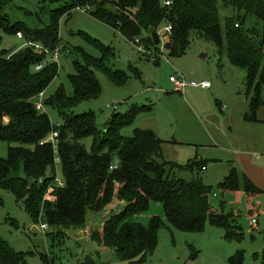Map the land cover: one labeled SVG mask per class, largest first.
<instances>
[{
  "label": "trees",
  "instance_id": "16d2710c",
  "mask_svg": "<svg viewBox=\"0 0 264 264\" xmlns=\"http://www.w3.org/2000/svg\"><path fill=\"white\" fill-rule=\"evenodd\" d=\"M106 1L113 11L103 7ZM164 1L49 0L57 7L45 13L47 24L31 29L24 23L13 24L7 13L10 1L0 0V46L2 34L19 32L24 43L51 52L58 50L60 21L75 8L85 9L130 42L143 32L148 38L156 32L173 58L187 53L193 36H202L220 53L225 51L232 66L246 71L248 104L244 117L257 121L255 114L264 107V31L246 29L243 24L247 16L264 22V0H221L234 14L223 21L219 0H167L169 6ZM168 26L170 33L161 35ZM85 39L96 46V41ZM33 46H22L15 52L0 48V142L8 146L7 158H0V190L11 192L34 223L45 224L52 231H77L91 226L88 216L103 213L107 216H102L99 229L90 228L89 241L104 252L110 249L115 260L136 264H142L153 253L158 229L163 226L156 217L147 227L133 220L151 203L161 205L164 220L178 231L201 232L208 219L211 225L224 230L226 240L240 238V229L228 222L230 216L220 213L223 204L219 209L212 206V188L194 178V165L202 171L203 164L193 161L190 167L182 168L164 161L162 142L151 131L135 130L130 137L120 135V129L132 123L134 112L114 115L103 131L97 129L94 113H72L79 104L101 94L95 73L117 86L126 82L123 72L112 70L105 62L113 56L109 48L102 47L98 59L76 49L80 61H73L75 73L68 77L72 94L66 95L59 88L43 100V106L54 109L62 119L57 127L44 111L35 109L34 102L57 76L58 64L51 61L52 54L38 53ZM39 65L41 69L36 71ZM53 131L58 134L56 152L47 141ZM87 138L92 141L89 150L82 143ZM57 165L62 168L63 186L56 185ZM175 170L189 171L193 178H180ZM217 188L223 194L242 192L249 198L264 195L232 164ZM47 235L56 238V234ZM237 255L229 260L231 264L242 259L241 253ZM23 257L0 238V264H24ZM99 259L86 256L79 264H97Z\"/></svg>",
  "mask_w": 264,
  "mask_h": 264
},
{
  "label": "rangeland",
  "instance_id": "374dc122",
  "mask_svg": "<svg viewBox=\"0 0 264 264\" xmlns=\"http://www.w3.org/2000/svg\"><path fill=\"white\" fill-rule=\"evenodd\" d=\"M9 1L7 13L11 22L24 23L31 29L46 25L45 13L57 7L50 5L49 0ZM104 3L103 7L114 10L108 1ZM218 8L221 21L234 15L221 0ZM243 26L264 31V22L253 16H247ZM1 37V49L15 52L24 46L23 39L15 35L2 34ZM85 37L96 41V46ZM59 38L58 73L44 91V97L53 95L59 88L66 95L72 94L68 77L75 73L73 61H80L76 49L98 59L101 48H109L113 56L105 62L112 70L123 72L126 82L117 86L103 74L95 73L101 94L79 104L72 113H94L96 127L103 131L114 115L134 112L132 123L121 128L120 135L130 137L135 130L151 131L162 142L164 161L182 168L190 167L193 161L203 164L206 170L202 171L194 165V178L212 188V206L219 209L222 203L220 213L230 216L228 222L236 230L240 229L239 239L226 240L224 230L206 219L201 232H181L168 226L160 204L151 203L145 213L133 218L145 227L152 217L163 222L157 232L156 248L142 264H231L229 260L238 256L237 253L242 254L241 260L236 259L238 264H264V195L250 198L242 192L228 195L217 188L228 175L230 164L234 163L237 170L244 173L240 164L247 166L246 162L254 166L252 171L246 168L250 171L246 174L248 179L264 191V108L255 114L261 121L244 119L246 71L232 66L226 52L220 53L202 36H193L187 53L173 58L164 48L162 39L154 46L143 32L137 36L138 44L130 42L85 9L73 10L61 19ZM170 77H182L186 82H208L210 88L176 91L169 82ZM261 99L264 100V88ZM44 112L53 126L62 124L54 109L44 107ZM82 143L86 150L92 146L90 138ZM7 153V144L0 142V158H7ZM174 173L187 181L193 178L189 171L175 170ZM56 185H64L60 165L56 166ZM102 216L103 213L88 216L91 226L81 230L53 232L47 228L43 231L41 223L33 222L11 192L0 190V238L14 252L24 256V264H79L86 256H100L97 264H136L115 260L110 249L104 252L89 241L90 228L99 229L102 218L107 215ZM251 219L256 223L252 224ZM50 233L56 234V238L47 235Z\"/></svg>",
  "mask_w": 264,
  "mask_h": 264
},
{
  "label": "built area",
  "instance_id": "2783aa9c",
  "mask_svg": "<svg viewBox=\"0 0 264 264\" xmlns=\"http://www.w3.org/2000/svg\"><path fill=\"white\" fill-rule=\"evenodd\" d=\"M170 4H171L170 1H167V0L164 1V5L169 6ZM75 10L81 11L82 9L75 8ZM162 31H163V33L169 34L170 33V27L169 26L165 27ZM15 35L19 40L23 39L22 33L17 32ZM134 42L138 44L139 43L138 38L134 39ZM25 46H33V45L30 42H26V43H24V47ZM33 47L35 48V50L38 53L45 54V55H51L52 54L51 61L57 63L58 50H54L51 52L50 50H48L42 46L35 45ZM138 50H140V49H138ZM40 69H41L40 65L35 67L36 71H38ZM169 82L172 83V85L176 91H181V90H184L186 88H201V89H209L210 88V84L208 82H201V83L186 82L182 77H170ZM44 98H45L44 92H41L37 95L35 102H34V106H35L36 110L44 111V106H43ZM57 136H58L57 132L53 131V132H51V134L49 135L48 140H47L51 144H53L54 152H56L55 139L57 138ZM56 162H57V160H56ZM112 168L116 169L115 166H113ZM251 223L255 224L256 223L255 219H251ZM41 228L43 231H46L48 226H46L45 224H41Z\"/></svg>",
  "mask_w": 264,
  "mask_h": 264
},
{
  "label": "crops",
  "instance_id": "0c3cea01",
  "mask_svg": "<svg viewBox=\"0 0 264 264\" xmlns=\"http://www.w3.org/2000/svg\"><path fill=\"white\" fill-rule=\"evenodd\" d=\"M246 111H245V113H244V116H245V114H246V112H247V99H246ZM262 108H264V107H261L260 109H262ZM259 109V110H260ZM258 110V111H259ZM257 111V112H258ZM244 119H245V117H244ZM257 119V118H256ZM246 120V119H245ZM260 120V119H259ZM259 120H257V121H255V122H258ZM247 121V120H246ZM261 121V120H260ZM237 155V154H236ZM247 166H245V165H243V164H240V168L242 169V171H244V173L243 174H245V176L247 177V175L246 174H248V173H250V171H248V170H246V168H250V170L252 171L253 169H254V166L253 165H251V163H246V162H244ZM232 165H234L235 166V164L234 163H232ZM239 165V164H238ZM236 167V166H235ZM237 169V168H236ZM204 170H206V168L204 169ZM256 170H259V169H256ZM239 171V170H238ZM241 172V171H240ZM248 178V177H247ZM228 195H231V194H228ZM95 247V246H94ZM94 251H96V250H94Z\"/></svg>",
  "mask_w": 264,
  "mask_h": 264
},
{
  "label": "water",
  "instance_id": "95a60500",
  "mask_svg": "<svg viewBox=\"0 0 264 264\" xmlns=\"http://www.w3.org/2000/svg\"><path fill=\"white\" fill-rule=\"evenodd\" d=\"M150 38H151L154 46H157L158 44H160V38L156 32H151Z\"/></svg>",
  "mask_w": 264,
  "mask_h": 264
}]
</instances>
